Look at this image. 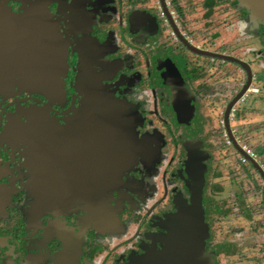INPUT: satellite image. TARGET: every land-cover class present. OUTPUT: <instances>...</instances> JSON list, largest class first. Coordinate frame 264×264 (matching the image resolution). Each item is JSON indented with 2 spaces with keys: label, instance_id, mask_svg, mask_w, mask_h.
<instances>
[{
  "label": "flooded vegetation",
  "instance_id": "flooded-vegetation-1",
  "mask_svg": "<svg viewBox=\"0 0 264 264\" xmlns=\"http://www.w3.org/2000/svg\"><path fill=\"white\" fill-rule=\"evenodd\" d=\"M240 10L236 0H0V264H128L159 249L165 217L188 201L187 155L202 167L205 253L225 264L227 219L240 203L249 222L251 209L237 170L215 164L232 153L247 167L240 150L264 174L253 144L264 38L238 34L239 18L251 20ZM249 167L264 217V182ZM217 173L226 194L210 207ZM261 222L243 254L264 249Z\"/></svg>",
  "mask_w": 264,
  "mask_h": 264
},
{
  "label": "rangeland",
  "instance_id": "rangeland-1",
  "mask_svg": "<svg viewBox=\"0 0 264 264\" xmlns=\"http://www.w3.org/2000/svg\"><path fill=\"white\" fill-rule=\"evenodd\" d=\"M198 0H192V2L196 3ZM224 1V0H223ZM229 0H226V2H228ZM239 2L240 6L242 7L243 10H240V12L238 13V16L240 15H243V17H246L248 19H251L249 20L250 22H247L246 20H244L242 22L243 19H240L238 20V34L242 36L243 34V37H248L249 39H253L254 37L256 36H260L262 38H264V24L263 22L261 21V19H259L256 15H253L250 11H248V7L241 4L240 0H236ZM191 2V1H190ZM201 4V2H200ZM220 6H221V3L219 2H215L211 9L213 11V9H216V10H219L220 9ZM191 7L193 8H187V10H185L186 14L188 15H192L193 16H196V14L199 12V10L196 8V5H192ZM228 18H229V15H228ZM247 23V24H246ZM262 25V28H259V26ZM232 33L234 32V29H232L231 31ZM249 46H251V43L249 44ZM255 46L258 47V50H262V53H260V56L262 58V60L260 61V65L258 66V73L260 72H264V48L260 46H258V44H256ZM254 46V48H255ZM264 47V44L262 45ZM257 87L260 88V90L262 91V89L264 90V86L262 85L261 82H257L256 83ZM189 86V84H188ZM253 97H250L248 98L244 103L241 104V111L243 109H245V106L246 104L252 99ZM261 122L259 123H262V125H259V128L255 129V130H258L257 131V138L256 140L253 142V144H256V149L258 152L262 153V155H258V158L260 157L261 159H263L264 157V119H260ZM252 120L250 119L247 124H252ZM246 124H243L241 126V128L244 129V131L242 133H246L247 131L245 130L246 129ZM254 130V131H255ZM222 156V155H221ZM218 162L215 164V167L214 169L216 170L217 166H221V168H219V171L221 173H225V172H229L227 171L226 169H230L231 171H233L234 173H236V170H237V175L234 176L235 178V181H239L241 180L240 182H242V185L240 186V184H238L240 186V188H244L246 190H249V191H245V196H244V199H245V204H242L243 207H245V209H249V212H250V209H251V212H250V215H249V222H243L241 221L243 219V214L246 215V211L245 210H242L241 208V204L240 203H237V205L235 206H238L237 207V212L234 213V215H232V217H229L227 219V226L229 233L227 235V238H231V236H235L236 233H238V231L240 232H243L246 227L248 228V224H251V223H254V228L255 226L258 227L260 226L261 228L263 226H261L260 223H262L261 221L264 219L263 217V208L259 207L258 206V198L255 199V194H253V191L251 190V188L247 185H249L250 183L253 182V179L255 180L256 177H255V171L252 170L249 165L247 164V167L249 168V170H251L252 174H250V171L248 170L247 167H243L242 165L243 164H239L237 159H236V155L235 154H227V156H222V158H220L219 160H217ZM238 163V164H237ZM262 163V162H261ZM214 164V163H213ZM263 165V164H262ZM243 167V168H241ZM223 168V169H222ZM238 168H241V169H238ZM254 169V168H253ZM248 173V174H247ZM223 174H219L217 173L216 175H213L211 177V180H210V183L212 186H210L209 188L211 189V192H215V190H219V191H222V193L219 195V194H212L210 195V200H212V202H209L210 204V207H214V204L216 202L217 199H220L221 196H225V188H226V185H227V180H225V176ZM247 175H250V177ZM246 177V178H245ZM237 185V186H238ZM261 187V186H260ZM227 189V188H226ZM263 194L261 193L260 194V197L262 198ZM218 201V200H217ZM256 203V206H252ZM248 205H250L251 207H255V208H251L249 207ZM255 215V216H254ZM259 216V217H256V216ZM215 218L214 219H211V229H212V240L213 241H219L223 235V230L221 227H223V221L222 220H219V219H216L218 218L216 215H214ZM229 216V215H228ZM254 216V217H252ZM213 217V216H212ZM239 217V218H238ZM255 221H258V222H255ZM237 229L238 231L234 232L233 229ZM260 230V229H259ZM254 232V231H253ZM232 234V235H231ZM256 238L258 236L254 235ZM225 237H223L224 239ZM246 238V237H244ZM233 239V238H231ZM238 240L240 241L239 243L241 244H246V242L249 240V239H242V238H238ZM229 241V240H227ZM231 242H233V244L229 243V242H226L224 244L221 245L220 247V250H221V254H222V258L224 259V262L225 264H264V251H261L260 248H256L255 249H252V250H249L243 254V252L239 249L237 250L238 248H235V245L236 244V241L234 240H230ZM209 246H211V244H208ZM242 252V253H241ZM225 254H232V256H225ZM222 258H220V256L218 257V259H221V262H222ZM98 258H93V261H91V264H98ZM222 264V263H221Z\"/></svg>",
  "mask_w": 264,
  "mask_h": 264
},
{
  "label": "water",
  "instance_id": "water-1",
  "mask_svg": "<svg viewBox=\"0 0 264 264\" xmlns=\"http://www.w3.org/2000/svg\"><path fill=\"white\" fill-rule=\"evenodd\" d=\"M254 13L264 21V0H248ZM257 171L264 182V174L249 157L238 150ZM185 173L189 179L187 189L188 201L176 200V210L165 217L161 225L164 233L159 237L162 246L155 249L150 245L143 248V253L131 257L128 264H213L205 253V242L208 239L207 226L201 209V172L202 167L196 163L192 166L191 155H187Z\"/></svg>",
  "mask_w": 264,
  "mask_h": 264
},
{
  "label": "crops",
  "instance_id": "crops-1",
  "mask_svg": "<svg viewBox=\"0 0 264 264\" xmlns=\"http://www.w3.org/2000/svg\"><path fill=\"white\" fill-rule=\"evenodd\" d=\"M258 154L259 155H262V153H260V152H258ZM246 213H247V211H246ZM245 213V214H246ZM244 214H243V219H244ZM246 217V216H245ZM253 217V216H252ZM256 217H259L258 215L256 216ZM239 218V217H238ZM249 218V217H248ZM241 221H243V220H241ZM249 225V224H248ZM247 229V228H246ZM246 229L243 231V232H240V231H238L236 228L235 229H233L234 230V232H236V231H238V233H236L235 234V236H231V238H233V239H229V241H227V242H229V243H231V244H233V242H231L230 240H234V241H236V244L237 245H235V248H238L237 250H239V249H241V248H243L244 246L245 247H247V245H250V244H258V242H260V236H258L257 238L254 236V235H256V229H257V227L255 226V228H254V224H250V231H246ZM254 231V232H253ZM232 235V234H231ZM244 237H246L247 239H249L247 242H246V244H241V243H239L240 241L238 240V238H242V239H246V238H244ZM225 256H232V254H225Z\"/></svg>",
  "mask_w": 264,
  "mask_h": 264
},
{
  "label": "built area",
  "instance_id": "built-area-1",
  "mask_svg": "<svg viewBox=\"0 0 264 264\" xmlns=\"http://www.w3.org/2000/svg\"><path fill=\"white\" fill-rule=\"evenodd\" d=\"M243 150H245V147H243ZM245 153H246L247 155H249L250 157H254V155H252L251 153H249V152L246 151V150H245Z\"/></svg>",
  "mask_w": 264,
  "mask_h": 264
},
{
  "label": "trees",
  "instance_id": "trees-1",
  "mask_svg": "<svg viewBox=\"0 0 264 264\" xmlns=\"http://www.w3.org/2000/svg\"><path fill=\"white\" fill-rule=\"evenodd\" d=\"M211 231H212V229H211ZM261 250L263 251L264 249H261ZM219 251L221 252V250H219ZM215 252H216V250H214V252H213V253H215ZM213 253H212V254H213Z\"/></svg>",
  "mask_w": 264,
  "mask_h": 264
}]
</instances>
